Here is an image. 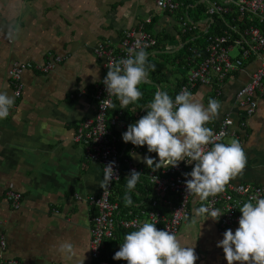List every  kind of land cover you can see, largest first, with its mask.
Listing matches in <instances>:
<instances>
[{
    "label": "crops",
    "instance_id": "0c3cea01",
    "mask_svg": "<svg viewBox=\"0 0 264 264\" xmlns=\"http://www.w3.org/2000/svg\"><path fill=\"white\" fill-rule=\"evenodd\" d=\"M156 11L154 0H0V91L12 96L7 71L14 63L43 64L50 57L62 58L47 73L24 71L23 89L15 99V108L9 117L0 119V241L4 242L0 255L3 259L16 258L25 264H79L84 255L83 264H94L89 252L90 217L94 210L84 198L99 194L103 175L100 165L87 158L85 145L73 140L77 124L94 116L91 92L107 73L104 60L96 57L94 49L103 40L117 46L125 30L146 22L153 24V34L164 33L174 38L161 53L178 51L182 48L179 44L182 32L176 16ZM253 70L247 68L220 87L219 115L205 126L216 129L226 114L231 115L237 134L231 130L226 141H242L247 157L243 171L232 179L261 184L264 183V98L257 100V113L251 118L245 116L236 98ZM181 73L182 70L169 65L164 78L175 84ZM152 87L158 91L159 86L149 79L138 85L147 91ZM213 91L208 86H199L191 93L207 107ZM80 92L84 94L76 97ZM134 104L140 105L138 101ZM146 110L147 106L135 108L133 116L139 119ZM242 119L247 123L245 127L239 125ZM113 127L120 132L121 140L117 143L120 154L126 153L129 161L144 164L145 155L158 160L146 146L123 142L126 127ZM131 152L138 153L141 159L132 158ZM136 189L133 193L139 196ZM8 190L21 194L18 210H13L6 201ZM76 195L82 200L77 201ZM150 195L151 191L132 206L143 204ZM202 204L193 194L187 219L181 224L177 238L182 246L194 247L198 256L195 264H227L222 248L216 244L223 239L225 230L234 232L238 223L221 228L219 222L195 215ZM117 232L115 229L104 249L111 264H127L113 259L124 241L116 237ZM64 240L75 246L76 258L71 261L53 248Z\"/></svg>",
    "mask_w": 264,
    "mask_h": 264
},
{
    "label": "built area",
    "instance_id": "2783aa9c",
    "mask_svg": "<svg viewBox=\"0 0 264 264\" xmlns=\"http://www.w3.org/2000/svg\"><path fill=\"white\" fill-rule=\"evenodd\" d=\"M187 1L194 3L189 5V8H193L199 0H154L157 10L176 16L182 34H193L194 38L199 37L203 41L193 51L197 55L198 64L189 69L182 68L181 79H179L181 85L174 98L184 89L192 92L199 86H208L214 90L212 98L219 101L220 87L247 68L253 67L249 81L237 91L236 98L245 116L254 117L258 109L257 100L264 98V0H204L202 4L205 6V18L199 21L191 18V12L189 13L188 8L185 7ZM208 18H212V22H209ZM144 24L148 23H140L135 28L125 30L117 46L105 40L97 44L94 54L97 58L104 60L107 71L106 66L110 62L127 58L128 49L137 41L147 44L146 49L156 46V38L152 33L144 30ZM209 31H211L210 34H208ZM234 50L237 51L235 56L231 55ZM197 51H204L205 55L198 54ZM61 60V57L54 56L43 64L14 63L7 71L8 80L12 86V96L15 99L21 96L24 71L47 73ZM105 76L94 85L91 92L95 102L94 116L78 123L73 136L75 142L85 145L87 158L100 165L103 180L104 166L109 162H115L114 177H118L113 178L108 187L102 188L99 194L84 198L94 210L90 217L89 229V252L94 264H111L101 256L105 241L113 236L117 227L135 231L139 224L148 220L155 223L157 229L168 230L177 236L181 224L188 216L189 204L193 196L192 193L187 192L185 186V180L190 177H185L184 174L191 172L194 162L181 161L177 167L153 171L145 164L128 160V174L133 169L141 173V177H145L151 186V195L143 204L132 206L122 214L118 205L110 201L113 185L120 178L121 164L120 151L117 147L118 138L107 123V113L111 107H105L102 102L108 99L102 83ZM83 94L80 92L75 96L79 98ZM113 98L114 96L111 100ZM14 108L15 104L10 109L8 117ZM109 123L120 129L126 127L125 121L118 116L111 118ZM234 125V119L230 114H226L218 127L212 129L215 142L227 143L226 139ZM239 125L245 127L247 125L245 119L240 120ZM233 131L237 134L235 130ZM239 142L243 147L242 141ZM207 147L211 148L212 145ZM5 196L13 210L20 208L22 202L20 193L8 190ZM254 196L264 198V183L235 182L231 179L223 192L214 197L210 196L202 203L224 213L218 222L221 228H228L238 223L241 215L239 208L244 202L251 201ZM75 198L77 201L82 200L78 195ZM251 202L255 203V201ZM0 248L4 249L2 240ZM0 264L25 263L16 258L3 259L0 255Z\"/></svg>",
    "mask_w": 264,
    "mask_h": 264
},
{
    "label": "clouds",
    "instance_id": "9594fccd",
    "mask_svg": "<svg viewBox=\"0 0 264 264\" xmlns=\"http://www.w3.org/2000/svg\"><path fill=\"white\" fill-rule=\"evenodd\" d=\"M12 35L10 32L9 37ZM147 47L137 41L128 49L127 58L106 66L108 71L102 81L108 97L102 101L105 107L115 108L111 100L113 96L119 100L121 108H127L141 98L138 85L146 81L149 71L155 68L147 61ZM95 72L97 76L99 68ZM14 102V96L0 91V119L8 117ZM220 108L221 103L216 99H209L205 107L187 89L174 99L167 92L158 90L147 105L146 114L128 125L122 133V140L137 147L146 146L149 153L155 152L158 160L147 155L142 158V162L153 171L177 167L181 161L194 162L191 172L184 174L190 177L185 180V186L188 193L195 194L203 202L223 192L229 181L246 166V153L238 140L215 142L213 130L205 126L218 117ZM210 144L212 147L208 148ZM129 155L141 159L138 153ZM114 163L104 166L101 188H107L113 178H118L114 177ZM140 177L141 173L134 169L130 171L125 178L129 192ZM124 201L131 206L129 195H125ZM251 201L244 202L239 208L241 215L236 230H225L223 239L216 244L222 248L227 264H264V198L254 196ZM223 214L219 209L203 204L195 210V215H204L205 219L216 222ZM53 248L70 261L76 258L75 246L70 240L58 242ZM84 259L83 255L79 264H83ZM113 259L127 264H195L198 256L194 247L182 246L175 233L157 229L155 223L145 220L137 230L124 236Z\"/></svg>",
    "mask_w": 264,
    "mask_h": 264
},
{
    "label": "trees",
    "instance_id": "16d2710c",
    "mask_svg": "<svg viewBox=\"0 0 264 264\" xmlns=\"http://www.w3.org/2000/svg\"><path fill=\"white\" fill-rule=\"evenodd\" d=\"M189 5L190 6L194 5V3L187 1L185 4L186 9L188 8L187 11L190 13L192 8H189ZM193 8L195 9L194 21H199L205 18L204 17L205 6L203 4H198ZM152 26L153 24H150V23L144 24V30L152 33L151 32ZM210 32L211 31H209L208 34H210ZM153 35L156 38V42H157L156 46L152 49L145 50L148 54H150L147 57L148 63L155 66L154 70L149 71L148 79L151 82L155 83L157 86H159L161 88V91L167 92L170 97L174 98V95L177 89L181 85V82L180 80H178L175 84H172L171 82H169L168 80L164 78L165 73L167 72L168 66L169 65L174 66V67L176 66L177 69L178 68L189 69L190 67H193L196 64H198L197 55L194 54L193 51L196 50L203 43V41L199 37L194 38L193 34H182L180 37V41H179V44L182 45V48H180L178 51L171 53V54L166 53V52L161 53L160 51L164 50L166 44L174 40V38L164 33H154ZM154 51H158V54H151ZM196 53L205 55L204 51L202 52L197 51ZM138 89L142 92V96L138 100L140 104L139 106L135 107L134 103H130L127 106V108H121L119 100L116 97H114L112 100V103L115 104V108L111 107L108 110V113H107L108 122L107 123L111 131L117 136L118 141L121 140L120 132L116 131L114 127L110 125L109 123L110 119L115 116L120 117V119H123L125 121L126 128H127L130 123H134L138 119L137 115L133 116L135 108L140 109L141 107L147 106L150 102H152V100L154 99V94L157 91L153 87L151 90H148V91L142 88H138ZM146 112L147 110L145 111V114ZM128 113L130 114L129 116H128ZM117 147H118V150L121 151V148H119V146ZM119 160L121 164L120 166L121 174H120L119 180L113 185V189H112L111 196H110V201L118 205L120 214H122L123 212H125V210L130 208V206L126 205L124 201V197L126 194L131 197L132 204H133L135 202L140 201L141 200L140 197L143 198L148 192H150L151 186L145 177H140V180L136 184L135 188L129 192L127 189V181L125 179L128 176V166H127L128 157L126 153L120 154ZM137 187H138V193H140L139 196H135V194L133 193L134 190H137L136 189ZM116 230L118 231L116 233V237H119V239H124V236L122 237V234L126 235V231H124L120 227H117ZM109 240L110 239H107L105 241V247H107V242ZM101 257L102 259H105L110 262V259L108 258V255H107V251L105 249L103 250Z\"/></svg>",
    "mask_w": 264,
    "mask_h": 264
},
{
    "label": "rangeland",
    "instance_id": "374dc122",
    "mask_svg": "<svg viewBox=\"0 0 264 264\" xmlns=\"http://www.w3.org/2000/svg\"><path fill=\"white\" fill-rule=\"evenodd\" d=\"M158 12L160 13L161 11L157 10L156 13H158ZM159 13H158V14H159ZM194 15H195V9L192 8V9H191V18H192V19H194ZM231 55H233V56L237 55V51L234 50V51L231 53ZM174 68H175V67H174ZM175 70H176V69H175ZM177 70H182V69H181V68H178ZM178 76H179V75H178Z\"/></svg>",
    "mask_w": 264,
    "mask_h": 264
},
{
    "label": "water",
    "instance_id": "95a60500",
    "mask_svg": "<svg viewBox=\"0 0 264 264\" xmlns=\"http://www.w3.org/2000/svg\"><path fill=\"white\" fill-rule=\"evenodd\" d=\"M203 2H204V0H199L198 3L195 4V6L198 5V4H202ZM208 21L212 22V18H208ZM156 53H158V52H156ZM157 88H158L159 91H161V88H159V87H157Z\"/></svg>",
    "mask_w": 264,
    "mask_h": 264
}]
</instances>
